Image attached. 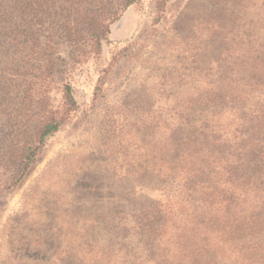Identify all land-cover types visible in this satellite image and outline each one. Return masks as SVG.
I'll list each match as a JSON object with an SVG mask.
<instances>
[{
	"label": "trees",
	"instance_id": "16d2710c",
	"mask_svg": "<svg viewBox=\"0 0 264 264\" xmlns=\"http://www.w3.org/2000/svg\"><path fill=\"white\" fill-rule=\"evenodd\" d=\"M141 1L0 0V166L14 157L22 179L78 108L70 84L62 110L51 106L49 81L65 62L59 45L99 55L112 25ZM153 1L161 18L168 0ZM221 4L204 29L182 34L186 91L169 117L146 114L149 155L126 164L116 206L106 210L123 264L264 257V0H240L243 13L237 2ZM178 251L186 257L176 260Z\"/></svg>",
	"mask_w": 264,
	"mask_h": 264
},
{
	"label": "rangeland",
	"instance_id": "374dc122",
	"mask_svg": "<svg viewBox=\"0 0 264 264\" xmlns=\"http://www.w3.org/2000/svg\"><path fill=\"white\" fill-rule=\"evenodd\" d=\"M229 1L243 13L240 0ZM221 3L168 0L159 18L154 1L142 0L112 25L99 55L86 59L67 43L59 45L65 62L49 81L51 106L62 110L70 84L78 108L46 139L22 179L14 157L0 166V264H123L116 236L104 226L106 210L116 206L126 164L149 155L146 114L169 117L186 91L183 67L190 62L182 54V34L204 29L206 16L225 8ZM234 7H226L227 14ZM246 255L233 257L243 261ZM173 256L180 260L186 253ZM219 256L221 264H231L230 255ZM254 260L264 264L261 255Z\"/></svg>",
	"mask_w": 264,
	"mask_h": 264
}]
</instances>
